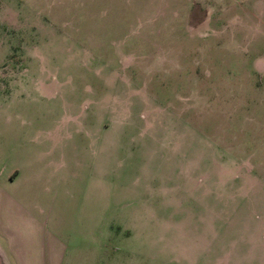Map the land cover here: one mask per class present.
I'll return each instance as SVG.
<instances>
[{
  "label": "rangeland",
  "instance_id": "374dc122",
  "mask_svg": "<svg viewBox=\"0 0 264 264\" xmlns=\"http://www.w3.org/2000/svg\"><path fill=\"white\" fill-rule=\"evenodd\" d=\"M71 2L0 0V170L8 172L14 159L30 152L26 138L36 126L47 128L65 111L79 114L105 89L110 119L130 123L122 140L129 151L133 135L145 137L139 141L146 157L160 156L149 137H186L191 167L222 169L224 200L263 195L264 0H201L191 10L190 0H99L77 9ZM94 114L92 121H102L99 111ZM71 143L61 181L45 197L49 205L56 200V208H34L26 239L15 241L27 248V264H38L41 253L45 264L109 261L75 250L87 230L79 204L88 194L81 192L94 191L99 179L88 166L86 137ZM126 154L121 150L119 157ZM140 160L126 159L115 169L113 151L112 173L103 180L112 186L113 206ZM98 202L92 192V203ZM120 219L113 207L110 264L127 255ZM4 235L0 245L12 252Z\"/></svg>",
  "mask_w": 264,
  "mask_h": 264
},
{
  "label": "crops",
  "instance_id": "0c3cea01",
  "mask_svg": "<svg viewBox=\"0 0 264 264\" xmlns=\"http://www.w3.org/2000/svg\"><path fill=\"white\" fill-rule=\"evenodd\" d=\"M57 1H72L77 9L81 3L85 5L88 1L90 6V1L99 0ZM200 2L190 0L188 8L191 10ZM205 15H210L208 8ZM89 90L96 95L94 86ZM42 94L38 95L43 97ZM106 94L104 89L102 98L88 100L79 114L65 111L62 120L47 128L36 126L34 135L26 138L27 144L32 149L35 147L34 151L31 149L14 159L8 172L0 170V233L5 234L3 240L12 250L8 245H0L3 263L27 264V248L15 241L26 239L23 229L36 220L34 208L41 213L48 206L56 208V200L49 205L45 197L61 181L62 168L66 165L64 148L82 134L88 140V166L99 180L94 191L87 188L81 192L88 194L79 204L84 209L80 220L87 223V230L79 233L82 240L77 242L75 250L83 253L77 255H107L110 264L114 207L121 217L119 235L127 252L119 264H264V194H249L245 200H224L222 169L213 170V178L209 174L213 171H207L201 164L198 168L191 167L190 142L186 137H146L155 140L154 151L160 153L146 157L141 155L143 146L139 141L145 137L133 135L130 140L134 145L129 151L123 141L130 123L110 119L112 105L110 93ZM97 111L103 116L100 122L90 119ZM173 141L179 144L177 151ZM121 150L127 151L125 157H119ZM113 151L118 161L115 169L122 168L126 159L141 158L134 177L124 184L114 206L111 184L103 185L104 175L112 173ZM72 176L76 177L77 173L73 172ZM92 192L100 206L92 203ZM106 243L109 251L105 249ZM38 264H45L42 253Z\"/></svg>",
  "mask_w": 264,
  "mask_h": 264
},
{
  "label": "water",
  "instance_id": "95a60500",
  "mask_svg": "<svg viewBox=\"0 0 264 264\" xmlns=\"http://www.w3.org/2000/svg\"><path fill=\"white\" fill-rule=\"evenodd\" d=\"M0 264H4L3 261H2V259H0Z\"/></svg>",
  "mask_w": 264,
  "mask_h": 264
}]
</instances>
